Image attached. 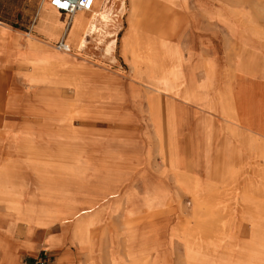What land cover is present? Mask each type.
<instances>
[{
	"label": "rangeland",
	"instance_id": "rangeland-1",
	"mask_svg": "<svg viewBox=\"0 0 264 264\" xmlns=\"http://www.w3.org/2000/svg\"><path fill=\"white\" fill-rule=\"evenodd\" d=\"M139 3L140 15L134 20L130 17L131 0H126L127 11H122L123 14L117 3L114 15L120 29L113 30L115 38L103 39L102 46H97L91 37L87 50L77 52L74 46L72 54L65 55L53 45L52 54L72 60L68 74H81L83 78L77 79L76 84L85 86L83 95L78 97L75 89L66 85L69 81L66 77L60 82V72L53 85L52 123L55 128H73V135L79 138L71 144L81 152L79 162H72L73 170L90 186L105 178L111 180L112 176L125 182L118 199L82 217L90 223V233L77 239L71 233L68 235L87 258L93 255L84 264H99L96 258L103 244L112 259L107 264H189L184 240L190 238L182 233L184 230H190L199 245H195V256H199L198 260L194 258L195 262L209 264L212 259L223 264H264V207H243L237 194L226 190L221 197H213L219 206L211 214L204 210L207 202L200 207L204 211L198 213L192 195L176 184L173 172L163 163L158 136L160 123L169 120L170 129L175 130L173 143L177 153H183L189 160L195 153L201 163L197 171L205 182L208 164L214 166L225 138L228 143L233 141L223 126L222 97L232 99L233 105L226 99V110L232 111L241 124L251 126L256 121V114L244 112L264 113V0H139ZM47 6L53 10L49 3ZM79 15L88 18L91 14ZM33 19L32 15L27 19V26H32ZM113 40L118 42L111 45L114 53L109 55L106 47ZM152 77L155 81L150 86L147 78ZM189 95L197 96L196 101L186 102L184 98ZM238 95H245L253 105L241 108ZM58 103H64L65 110L76 116L69 123L62 125L56 118L61 111ZM56 145L54 139L53 147ZM126 161L128 169L117 176L115 166ZM254 166L247 171L248 176L264 168ZM54 187L51 191L58 196L70 191ZM204 193L200 194L206 196ZM144 199L147 207H139L138 203ZM63 209L70 212L78 207ZM256 214L260 216L256 220L260 232L252 235L250 228L256 221L253 227H249V221ZM47 216L44 210L40 211L39 217L48 219ZM209 218L219 225V231L215 228L213 234L207 232ZM44 254L40 263L48 264L51 257Z\"/></svg>",
	"mask_w": 264,
	"mask_h": 264
},
{
	"label": "crops",
	"instance_id": "crops-1",
	"mask_svg": "<svg viewBox=\"0 0 264 264\" xmlns=\"http://www.w3.org/2000/svg\"><path fill=\"white\" fill-rule=\"evenodd\" d=\"M47 3L48 0H0V264H45L40 263L44 253L51 257L48 264H84L88 260L66 229L46 225L49 221L39 217L46 208L40 192L42 181L52 179L47 165L53 162L51 107L59 73L53 45L62 52L57 46L64 42L72 52L68 35L80 14L69 17L52 7L51 10ZM31 15L35 19L32 26H27ZM63 73L67 74L60 71V81ZM238 97L244 108L245 95ZM226 99L234 103L229 97H222L221 115L229 113ZM255 111L244 113L252 115ZM222 121L233 141L228 143L225 138L217 151L216 163L238 162L232 156L244 159L245 147L253 152L262 144V137L254 134L250 126L233 125L223 118ZM255 154L250 157L254 158L253 164L259 165L261 160Z\"/></svg>",
	"mask_w": 264,
	"mask_h": 264
},
{
	"label": "bare ground",
	"instance_id": "bare-ground-1",
	"mask_svg": "<svg viewBox=\"0 0 264 264\" xmlns=\"http://www.w3.org/2000/svg\"><path fill=\"white\" fill-rule=\"evenodd\" d=\"M117 3H119V5L121 7L119 10L121 13H122V11H125V12L127 11L126 0H112L110 5L104 6V7L100 6V8L98 10H95L94 13L92 15H90L88 18H86V16H83V15H78L75 18L72 29L70 31L71 32L70 33V43H71L72 47H74V46L76 47L77 52H82V51L88 49V46L90 44L88 42V38L92 37V40L97 44V46H102L104 44L103 43L104 41H102V40L105 38H115V36L112 33L113 30L120 29V27L118 25L119 21L115 20V18H117V16L114 15L115 7H116ZM131 3H133L132 4L133 7H132V12L130 14V17L132 20H134L135 18H137L140 15L141 6H139V4H140L139 0H131ZM79 13H83V12H79ZM81 31H82V33H80ZM117 42H118L117 40H113V42L108 44L109 46L106 47V52L109 53V55L110 54L113 55V53H114V47H112L111 45H115V44H117ZM54 61L56 62L55 65L58 68V72H60V71L65 72L66 71L67 74L63 73V75H64L63 78L66 77V81L69 80L66 85H68V87L74 88L76 95L78 97H81V95H83L82 89L85 86L84 85L82 86L81 82H79L81 84H76V83H78L77 79H80L83 77L80 76L81 74L80 75L78 74L76 76H72V75L68 74L69 68H71L70 62L71 63H74V62L70 59H66V58H62V57L55 58ZM72 67H75V65L72 64ZM77 69L81 70L80 67H77ZM263 71H262V73H263ZM245 73H247V72H245ZM71 74H73V73H71ZM254 74H256V73H254ZM147 79H148V81H147L148 85H150V86H151V84H153V81H155V79L153 77L151 79H149V78H147ZM62 83H65V82H62ZM105 86H107V85H105ZM152 90H153V88H152ZM155 91L159 92L160 90L155 89ZM195 94L197 95V92ZM196 99H197V96L195 97L194 95H193V97H191L189 95V97L184 98V100L188 103L193 102V101L195 102ZM128 100H129V98H128ZM112 102H113V100H112ZM158 103H159V101H158ZM167 104L169 105V103H167ZM242 104L244 107H250V105H252L251 101H249L246 97L242 100ZM184 106H186V105H184ZM51 108L53 111L54 106H52ZM174 108H175V105H174ZM258 108H261V107L258 106ZM65 109L66 108H65L64 103L59 104V110H61V111L58 112L59 115L57 114L58 116L56 115V118L59 120V123L62 125L69 123V121L72 118L76 117V116H73V114L67 112ZM152 109H154V108H152ZM116 110H117V108H116ZM172 110L174 111V109H172ZM119 111H120V109H119ZM119 111H117V112H119ZM261 111L262 110H259V112L255 111L256 112L255 113L256 114V117H255L256 121L250 127L253 129L254 134H256V135L258 134L262 137V144H260L257 149L253 150V152H252L250 147H248V146L245 147L246 148L244 150L245 151L244 152V154H245L244 159L245 160L239 159V157L237 155H234V156H232V159L238 160V162H236V161H230L229 163H216L215 162V164H214V166H212V168L210 167L211 166L210 164L206 163V164H208V171L206 173V181L205 182H202L203 178L199 176L200 172L197 171L199 169L201 163L200 162L198 163V160H197V157L195 156V153L193 154V157L190 160L186 159L183 156V153H177V150H176L175 145L173 143V135L175 133L174 128H172L173 130L170 129V127H172V125H171L169 120H167L165 124L160 123L161 124L160 127H162V129H160L158 127L160 129L158 136H159L161 159H162L163 163L167 166V168L169 170H171V172H173V175L175 176L174 181L177 182L176 184H179V186L184 187L190 193V195H192V198H193L194 203H195V207L199 211L198 213H201L203 210L202 208H200V207H202V204L204 202H207L208 205L205 206L206 208L204 210H206V212L209 210L207 213L211 214L212 213L211 210L213 208L219 206V204H217V199L215 198V200H214L213 197H218V198H219V196L221 197V195L225 194L224 191H226V190H228L230 192H234V194H237L239 202H241L240 205H242L243 207H247V206L248 207H264V168L257 169L256 172H254L253 176L247 175V173H248L247 171L251 170V168L255 165V164H253L254 160H252L254 158L250 157L253 155V153H256L255 156L261 160V163H259V165H257V166L261 165L264 167V113ZM54 112H56V111H54ZM255 114H254V116H255ZM81 116H82V114H81ZM221 117L223 118V120H225L226 122H228L230 124H233V125H236V124L240 125L241 124V121L237 120V117L234 116V113L232 111L227 113V114L223 113L221 115ZM102 120H104V119H102ZM174 120H175V118H174ZM127 122H129V121H127ZM184 129H185V127H184ZM71 130H68L67 128H64V127H56V128L54 127L53 137H54L55 141L57 142V145L55 147H53V150L51 152L52 153L51 158H52L53 162L51 163V165H47V170L49 168H51L52 179H51V183H47V185L45 184L44 181H42L44 186L40 189V192L42 194L43 201L46 204V206H45L46 208L44 211L47 214H49V216H47L48 217L47 221H49V222H47L46 225L60 224V226H64V229H66L67 234L71 233L73 235V237L75 239H77L82 234H84V233L87 234L91 230L90 223L84 221V219H82L83 216H86V215L88 216L89 214H93L96 211L97 207H101L102 205H105V204H110L112 201L118 199L122 195V192L125 189L124 188L125 182H124V180H121L120 178H116L115 176L119 173L121 174L122 171L128 169L129 164H127V166L124 165L127 163V161L125 163L121 162L120 164H117V166H115V168H114V173L116 174L114 176L115 178H113V176H112L111 180L109 178H105L104 180L99 181L100 183L98 185H94V186L88 185L87 183H85L82 180V177L80 175H78L80 173L73 170V167H72V166H74V165H72V162L76 163V164H77V162H79L78 160H79V157L81 156V152H80V149H77L73 145H71V144H73L72 142L78 141V139H79V138H75V136L73 135V132ZM82 131L80 130V132H82ZM123 133H126V132L123 131ZM74 134H75V132H74ZM84 138H85V136H84ZM192 140H193V138H192ZM105 141H106V139H105ZM118 142H120V141H118ZM242 143H243V141H242ZM133 145H135V144H133ZM140 146H141V144H140ZM116 148H118V147H116ZM184 154H185V152H184ZM207 162H209V160H207ZM132 163H135V161ZM91 164H92V162H91ZM77 167H79V166H77ZM44 173H46V172H44ZM74 173H76L77 175L76 176L73 175ZM98 175H103V174L99 173ZM41 176H42V174H41ZM93 177H94V175H93ZM241 177L244 179H242L243 181L241 180V182H240L239 179H241ZM113 179H115V180H113ZM37 180H39V179H37ZM92 181H94V180L92 179ZM53 184L58 185L59 188H65V189L68 188L70 191H65L63 196L55 195L51 191L52 188H55ZM203 192H205L204 195H206V196H202L200 194ZM179 195H181V194L179 193ZM232 195L233 194H231L230 196H232ZM239 195H240V197H239ZM33 198H35V197H33ZM36 200H38V199H36ZM146 202H147L146 199H144L142 203L139 202L140 203V204L138 203L139 207H147ZM66 207H69V208L70 207H84V208H78L77 211L72 210L70 212L69 211L66 212L63 209ZM205 216H206V214H205ZM259 218H260V216H259ZM259 218L257 217V214H256L254 219H252V221H249L250 222L249 227L254 226L253 228H250L252 235L257 233L258 231L260 232L259 224L256 221ZM210 220L211 219L209 218L208 226H207V232H208V234H213L212 232H215V228L218 229L217 231H219V225H215V223L212 222V220L211 221ZM254 220L256 222L253 226H251L252 223L254 222ZM203 222H204V220H203ZM66 225H68V226H66ZM70 225H73V226H70ZM184 227H186V226H184ZM178 232H180V231H178ZM242 232H244V231H242ZM182 233H184L185 235L187 234V237L189 236V238H190V240H188V239L184 240L185 246L187 249V258L189 260V264H205V263H200V262L194 261V258H196L197 260L199 259V256H195V253H196L195 252V245H197V246H199V245L197 243H195V241L193 240L192 235H191V231L190 230H188V231L184 230ZM144 236H146V235H144ZM203 237H207V236H203ZM84 239H86V238H84ZM144 241H146V240H144ZM146 243H145V245H146ZM102 246H104V247L101 248V250H100L101 252L99 253V256L96 258V260H98L99 264H106L108 260L111 261L112 259L110 257V251H108L107 246L104 244ZM124 254H125V252H124ZM88 257H89L88 259H91V258H93V255L89 254ZM209 264H223V262L222 261L221 262H214L211 259V260H209Z\"/></svg>",
	"mask_w": 264,
	"mask_h": 264
},
{
	"label": "built area",
	"instance_id": "built-area-1",
	"mask_svg": "<svg viewBox=\"0 0 264 264\" xmlns=\"http://www.w3.org/2000/svg\"><path fill=\"white\" fill-rule=\"evenodd\" d=\"M50 6L60 14L73 17L79 12L93 14L97 5L101 7L108 6L112 0H48ZM59 51L71 53L69 45L61 42L57 46Z\"/></svg>",
	"mask_w": 264,
	"mask_h": 264
}]
</instances>
